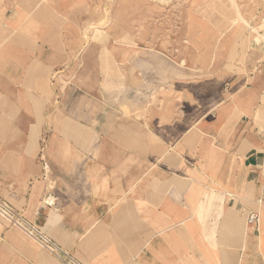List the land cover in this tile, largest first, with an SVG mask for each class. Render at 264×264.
<instances>
[{
  "label": "crops",
  "instance_id": "1",
  "mask_svg": "<svg viewBox=\"0 0 264 264\" xmlns=\"http://www.w3.org/2000/svg\"><path fill=\"white\" fill-rule=\"evenodd\" d=\"M94 3L0 0V197L81 264H264V43L191 79ZM0 264L62 263L0 216Z\"/></svg>",
  "mask_w": 264,
  "mask_h": 264
},
{
  "label": "rangeland",
  "instance_id": "2",
  "mask_svg": "<svg viewBox=\"0 0 264 264\" xmlns=\"http://www.w3.org/2000/svg\"><path fill=\"white\" fill-rule=\"evenodd\" d=\"M114 1L105 0L103 5L102 0H95L91 11L94 20L84 27L85 39L92 32L93 39L101 41L102 30L116 26L111 21ZM141 3L143 11L152 14L148 20L136 23L137 28L154 35L142 38L143 45L166 47L173 51V58H185L191 65L206 67L191 69V79L201 77L209 81L219 66L233 60L242 62L250 48L264 43V0H141ZM183 11L189 13V21L181 20ZM126 25L133 29V23ZM182 30H188L189 36L180 38ZM119 41L134 45L133 38Z\"/></svg>",
  "mask_w": 264,
  "mask_h": 264
},
{
  "label": "built area",
  "instance_id": "3",
  "mask_svg": "<svg viewBox=\"0 0 264 264\" xmlns=\"http://www.w3.org/2000/svg\"><path fill=\"white\" fill-rule=\"evenodd\" d=\"M47 205L53 204V200H45ZM0 216L10 223L12 226L19 228L31 239H33L40 247L46 249L52 256L58 259L62 264H81L74 259L67 251L62 249L55 241L45 235L40 228L29 222L24 216L16 211L7 201L0 197ZM259 221L258 215L250 213L247 216V222L257 225Z\"/></svg>",
  "mask_w": 264,
  "mask_h": 264
}]
</instances>
